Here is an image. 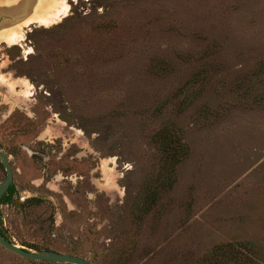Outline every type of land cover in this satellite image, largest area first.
Wrapping results in <instances>:
<instances>
[{
  "label": "rangeland",
  "instance_id": "obj_1",
  "mask_svg": "<svg viewBox=\"0 0 264 264\" xmlns=\"http://www.w3.org/2000/svg\"><path fill=\"white\" fill-rule=\"evenodd\" d=\"M15 1L4 236L93 264H264V0ZM0 264L73 263L0 245Z\"/></svg>",
  "mask_w": 264,
  "mask_h": 264
},
{
  "label": "water",
  "instance_id": "obj_2",
  "mask_svg": "<svg viewBox=\"0 0 264 264\" xmlns=\"http://www.w3.org/2000/svg\"><path fill=\"white\" fill-rule=\"evenodd\" d=\"M0 161L5 167V177L0 182V199L6 193L7 189L13 185V172L9 162V158L5 152L0 149ZM19 204V203H18ZM17 205V204H16ZM15 205V206H16ZM22 210L21 205H19ZM0 245L11 252L20 255L27 259L43 260V261H52V262H70L73 264H93L91 261L85 257L59 252L54 250L41 251V250H29L22 246H19L13 243L11 240L7 239L0 232Z\"/></svg>",
  "mask_w": 264,
  "mask_h": 264
},
{
  "label": "bare ground",
  "instance_id": "obj_3",
  "mask_svg": "<svg viewBox=\"0 0 264 264\" xmlns=\"http://www.w3.org/2000/svg\"><path fill=\"white\" fill-rule=\"evenodd\" d=\"M46 2H51L50 0H45ZM34 2V3H33ZM37 0H27L26 1V8L29 6V3L36 4ZM1 3V2H0ZM4 4V3H3ZM7 4V3H6ZM20 1L16 0L14 3H12V6L18 7L20 5ZM7 6V5H6ZM55 6V4H54ZM53 6V7H54ZM59 6L56 5L54 9ZM8 7V6H7ZM1 8V7H0ZM33 9V8H32ZM53 9V10H54ZM64 8V3L61 4V8L58 10V12L63 11ZM10 10V7L6 8V11L8 12ZM34 10V9H33ZM23 11V10H22ZM10 12V11H9ZM27 12V9H26ZM66 13L65 11L62 12L61 16H64ZM19 19L15 17H10L6 19L5 21H2L0 23V42L6 41V42H15L19 43L24 39V36L20 32V25H16L15 20ZM48 20V19H47ZM30 23V20L28 19L27 21L24 22V24H21L23 26L27 25ZM28 26V25H27ZM23 30V29H22ZM23 32V31H22ZM12 45V44H11ZM29 48V47H28ZM31 52L30 49H24V54H29ZM30 85V84H29Z\"/></svg>",
  "mask_w": 264,
  "mask_h": 264
},
{
  "label": "trees",
  "instance_id": "obj_4",
  "mask_svg": "<svg viewBox=\"0 0 264 264\" xmlns=\"http://www.w3.org/2000/svg\"><path fill=\"white\" fill-rule=\"evenodd\" d=\"M13 192H14V186L11 185V186L7 189L6 193H5V194L2 196V198L0 199V204H1V203H7L8 201H10V199H11V195H12ZM0 221H1V215H0ZM0 232H1V234L4 236V234H3L2 230H1V228H0Z\"/></svg>",
  "mask_w": 264,
  "mask_h": 264
},
{
  "label": "crops",
  "instance_id": "obj_5",
  "mask_svg": "<svg viewBox=\"0 0 264 264\" xmlns=\"http://www.w3.org/2000/svg\"><path fill=\"white\" fill-rule=\"evenodd\" d=\"M33 3H34V2H33ZM33 3H29V6H28V8H27V10H28L27 12H32V11H33V9H32L33 6H34ZM20 4H21V1H20ZM20 4H18V5H20ZM9 7H10V10H9L10 12H18V11L20 10V6H18V7L12 6V3L10 4ZM9 11H8V12H9ZM0 12H1V11H0Z\"/></svg>",
  "mask_w": 264,
  "mask_h": 264
}]
</instances>
